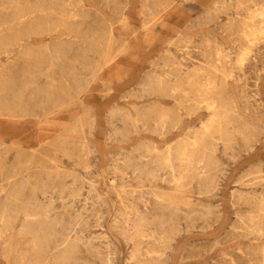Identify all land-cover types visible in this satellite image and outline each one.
<instances>
[{
    "label": "rangeland",
    "instance_id": "1",
    "mask_svg": "<svg viewBox=\"0 0 264 264\" xmlns=\"http://www.w3.org/2000/svg\"><path fill=\"white\" fill-rule=\"evenodd\" d=\"M242 1L0 0V96L18 108L0 115L1 200L17 191L11 208L30 198L52 200L51 214L74 228V264H100L103 234L112 242V264H128L131 245L112 223L121 195L152 217L176 216L168 264H257L264 249V223L252 221L264 218L258 206L264 197V34L251 44L249 58L239 63L236 57L241 21L264 0ZM25 6L41 9L26 11L21 22L17 14ZM217 46L229 55L221 64ZM193 65L218 80L228 75L222 97L236 120L225 125L229 147L217 139L212 192L199 191V177L191 187L176 186L170 168L153 180L122 166L126 156L134 165L145 162L139 151L147 145L163 151L200 131L211 112L176 110L182 94H170L177 84L190 88ZM151 79L161 80L166 93L145 90ZM154 107L172 111L177 124L165 119L158 126L154 114L132 121ZM21 223L19 215L0 240V264H35L31 236L18 234ZM51 247L43 264H50Z\"/></svg>",
    "mask_w": 264,
    "mask_h": 264
},
{
    "label": "bare ground",
    "instance_id": "2",
    "mask_svg": "<svg viewBox=\"0 0 264 264\" xmlns=\"http://www.w3.org/2000/svg\"><path fill=\"white\" fill-rule=\"evenodd\" d=\"M237 1L238 3L243 2L242 0ZM219 7V5L216 6V9L220 10ZM40 9L41 8L37 6L34 9L33 7L25 6L24 12L19 10L17 16L20 19L28 14H26V11L29 10V13H31L32 11H38ZM247 14V17L244 18V20L242 19V25L239 30L242 38V44L236 57L239 63L249 58L248 55L251 51V44L257 42V39L261 41V36L264 34V1ZM20 21L17 22L21 23L22 21ZM212 48L214 49V46ZM215 55L216 61H218L217 63L219 64L229 57V55L224 53L221 46L216 47ZM176 65H178L176 69L179 70L182 63L179 62L176 63ZM191 71L192 73L187 76L189 78L190 88L183 89L177 84L170 89V94L173 96L182 94L181 97L177 98L176 110L185 109L187 114H191L198 109L204 108L211 112L208 119L203 122L200 131L192 137L178 141L175 145L167 146L163 151H157L155 146L147 145L144 148L147 150L146 152L148 154L139 151V158L145 160V162L134 165L131 156H126L123 159L122 166L123 168L131 169L140 177L144 176L145 178L153 180L161 179L163 177L161 175V170L170 168L171 172L174 173L173 182L176 186L191 187L192 183L199 177V191L212 192L217 186L216 171L218 160L214 155V151L217 149V139L221 138L224 140V146L228 148L232 138V132L229 130L225 131V125L232 124L236 120L228 112L231 108L230 102L226 103L222 97V92L227 85L228 75L223 74L221 80H218L217 75L203 66H195ZM201 74L206 76L204 82H200L197 79V76ZM28 84L32 86L35 84L34 75L28 78ZM162 85L161 80L151 79L150 82H147L145 90L162 95L166 93ZM190 93L194 94L193 98L189 96ZM10 105H12V102L7 100L4 95H1L0 115L10 114L11 111H16L18 109ZM161 110L162 109L156 107L152 112L149 111L145 114H138L136 117L131 115L130 117H132V121L145 122L149 116L154 114L153 117H157L156 123L158 126L163 127L165 125V119L166 121L170 119L172 126L177 124V116H174L172 111L164 112ZM127 117L129 118V115ZM239 129L244 137L248 139L246 126L242 125ZM137 149L139 150V147H137ZM176 160L179 161L178 167L174 165ZM151 164H153L152 168L148 169L147 165ZM76 175L77 174H75V176ZM12 177L13 175H9L8 179ZM2 181L3 178H0V240L4 239L6 232L14 228L17 217L21 215L22 223L18 229V234L31 236L35 245V264L44 263L45 259L43 255L48 250L50 244H52L51 248L55 250L49 260L50 264L76 263V252L78 251L79 244L77 240L73 238L74 228L70 222L65 224L61 217L51 214L54 202L50 199H47L46 202H42L30 198L11 208L10 203L13 204L11 198L13 197L12 199L17 200L20 197V193L16 190L17 192L9 193L10 200H1V193L6 189L5 183ZM160 197L164 198L161 194L158 195V198ZM175 204L176 202L174 199L170 197L169 208L174 206L172 208L176 210ZM258 206L261 210H264V197L259 199ZM131 213H135L136 215L131 217ZM254 219L256 220L252 221L264 223V218L262 217ZM153 220L158 223L159 226H157V228H153ZM175 221L176 216H167L165 213H160L152 217L132 204L127 195H121L120 206L117 209L112 223L117 233L131 245V250L127 257L128 264H168V249L170 248L171 239L173 238V230L176 229L175 226L172 225V222L174 224ZM239 221H241L242 224L245 222L240 216ZM235 227L237 229L240 226ZM101 238H103V240L100 241L102 246L96 250V256L100 264H112L114 260V249L111 247L112 242L107 239L108 236L104 234L101 235ZM8 249L9 246L7 247V250ZM19 255H21L22 261L24 256L21 253ZM257 264H264V249H262L257 257Z\"/></svg>",
    "mask_w": 264,
    "mask_h": 264
}]
</instances>
